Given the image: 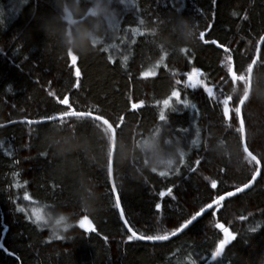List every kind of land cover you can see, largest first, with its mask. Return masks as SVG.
<instances>
[{"label":"trees","instance_id":"16d2710c","mask_svg":"<svg viewBox=\"0 0 264 264\" xmlns=\"http://www.w3.org/2000/svg\"><path fill=\"white\" fill-rule=\"evenodd\" d=\"M93 3L0 0V123L68 112L105 118L116 131L113 178L124 216L137 234L164 236L257 169L243 150L236 107L264 33V0H105L114 20L103 23L102 39L74 51L65 36L77 23L67 12L90 25ZM182 20L194 26L191 36ZM188 75L212 88L211 97L204 86L191 88ZM228 95L227 123L220 106ZM242 118L258 178L159 243L127 239L105 124L68 116L0 127V264H264V42ZM150 136L175 155L169 169L151 167L141 151ZM33 208L56 226L67 220L68 231L54 236ZM82 219L96 232L80 229ZM225 226L234 239L211 260Z\"/></svg>","mask_w":264,"mask_h":264},{"label":"water","instance_id":"95a60500","mask_svg":"<svg viewBox=\"0 0 264 264\" xmlns=\"http://www.w3.org/2000/svg\"><path fill=\"white\" fill-rule=\"evenodd\" d=\"M82 19L83 18H78V19L73 18L71 13L67 12L66 20H67V22L70 25L78 23V22L82 21ZM263 42H264V33L262 34V36L260 37V39L258 41L255 55L253 57V60L251 61L249 69L247 71L246 88H245L244 94L240 98L238 106H237V116H238L240 132H241V141H242L243 149H244L245 153L247 154V156H249L250 158H252L256 162L257 170H256V172L253 174V176L250 178V180L247 183L243 184L242 186H240L238 188H234V189H232L230 191H227V192L219 195L214 200H212L209 204H207L202 209H200L198 212H196L194 215H199V213L202 212L205 208H208V207H212L213 208V207H215L216 205L220 204L222 201L226 200L227 198H229L233 194L236 195L238 193H241V192H244V191L248 190L253 185L255 179H257L259 174H260L261 164H260L258 158L253 153H251V151H249L248 148H247L246 139H245V130H244V124H243V118H242V107H243V104H244L245 100L247 99L248 95L250 94L252 77H253V71H254L255 65H256V63H257V61L259 59V55H260V52H261V48H262ZM71 58H72L71 64L76 63V58H75V56L73 54H71ZM230 75L232 76V78L234 80L237 79V75L234 73L233 66H231V68H230ZM210 92L211 91H209V93ZM230 101H231L230 97H228L226 99H223V101H222L221 110H222L223 116L226 119L229 118V113H230L229 103H230ZM137 106L138 105H136V104L132 105V107L134 109L137 108ZM68 116H86V117L95 118V119L101 121L103 124H105L107 126V128L111 131L112 141H111V151H110V157H109V173H110V181H111L112 191H113V194H114L115 199H116L117 196H118V193H117V190H116V187H115V184H114V178H113V159H114V152H115V147H116V132H115V128L105 118L97 116V115H94V114H91V113L68 112V113L62 114L60 117H64L65 118V117H68ZM57 119H59V117H51L49 119L37 120V121H34V120L33 121H31V120H14V121L7 122V123H0V127H5V126H7L9 124L17 123V122L41 123V122H44V121H52V120H57ZM115 191H116V193H114ZM121 210H122V207H121V209H118L119 214H120ZM208 211L209 210H206V213ZM194 215L191 218H193ZM203 215L204 214H202V216ZM191 218L189 220H191ZM124 220H126L125 216H124ZM124 220H122V223H123L125 229L128 231V229L131 228V227L129 226L128 222H127V224H125ZM187 222H188V220L185 223H187ZM184 224H182L179 228H177L173 232H171V233H169L167 235H164V236H160V237H145V236H143L144 238L152 240V241H149V240H146V239H140V237H142V236L137 234V233H135V231H134L133 235H136V238H134V239H136L138 241H141V242H147V243L165 242V241H168V240H171V239L177 237L178 235H180L181 233L186 231L189 227H186L185 229L181 230V228L184 226ZM78 225H79L80 229H82L85 232H88V233L96 232L94 224L89 219H82V221L80 223H78ZM131 230L133 231L132 228H131ZM128 233L130 235L132 234L130 231H128ZM230 235L231 236H235L234 233L229 229V227L226 226V227H223L221 229V239L217 242V244H216V246L214 248V251L216 250L217 254H219L220 252L222 254L224 248L232 242L233 239L229 241V236Z\"/></svg>","mask_w":264,"mask_h":264},{"label":"clouds","instance_id":"9594fccd","mask_svg":"<svg viewBox=\"0 0 264 264\" xmlns=\"http://www.w3.org/2000/svg\"><path fill=\"white\" fill-rule=\"evenodd\" d=\"M93 17L91 24L77 23L71 30H66L65 42L72 47L74 51L80 52L91 47L92 42L99 41L103 37L101 31L102 25L106 21L114 20V12H112L105 3V0H94L92 10L89 13ZM184 34L191 36L194 32V26L187 20L181 21ZM70 37V38H69ZM141 151H147L150 154V166L155 168H169L175 163V155L168 156L163 154L155 137H148L139 145ZM180 150L177 149V152ZM65 220L60 226H56L53 220H45L44 224L49 230L59 236L68 231L63 227Z\"/></svg>","mask_w":264,"mask_h":264},{"label":"snow or ice","instance_id":"6c2138e0","mask_svg":"<svg viewBox=\"0 0 264 264\" xmlns=\"http://www.w3.org/2000/svg\"><path fill=\"white\" fill-rule=\"evenodd\" d=\"M217 187V186H216ZM215 187V188H216ZM213 188V187H212ZM215 188H213V189H215ZM171 192H172V190L171 189H168V195H170L171 196ZM114 193H116V191L114 192ZM165 193V192H164ZM159 195H160V193H159ZM234 195V194H233ZM232 195V196H233ZM231 196V197H232ZM25 197H27V193H25ZM115 208L116 209H121V202H120V199H119V197L117 196V198H116V200H115ZM161 207H162V205L160 204V203H156L155 204V208L157 209V210H160L161 209ZM211 208L212 207H208V208H205L202 212H200L199 213V215H194V217L193 218H191V220H188V222L187 223H185L184 224V226L181 228V230H183V229H185L186 227H191L197 220H198V218H200L201 216H202V214H205L206 213V210H211ZM18 211H23V209L22 208H18ZM34 216H35V221L37 222V223H44L45 222V217H44V215H43V211H42V209L41 210H39V211H35L34 212ZM120 218H121V220H124V213H123V211L121 210L120 211ZM124 223L125 224H127V221L126 220H124ZM180 230V231H181ZM128 231H130L132 234L131 235H129L128 237H127V239H128V241H132L134 238H136V235H133V233H134V231H132L131 230V228H129L128 229ZM252 231H255V229H253ZM136 233V232H135ZM179 233V232H178ZM54 236H56L55 234H53ZM59 238V237H58ZM140 239H146V238H144L143 236L142 237H140ZM232 239H234V236H229V241L230 240H232ZM146 240H149V239H146ZM149 241H152V240H149ZM228 241V242H229ZM0 247H2V245H0ZM220 254H221V252L219 253V254H217V252H216V250L214 251V252H212L211 253V256L212 257H219L220 256Z\"/></svg>","mask_w":264,"mask_h":264},{"label":"bare ground","instance_id":"6f19581e","mask_svg":"<svg viewBox=\"0 0 264 264\" xmlns=\"http://www.w3.org/2000/svg\"><path fill=\"white\" fill-rule=\"evenodd\" d=\"M262 36V35H261ZM259 41V40H258ZM258 44V43H257ZM212 93L213 92H208V96L209 97H211V95H212ZM228 97H230V95H228V96H225L223 99H226V98H228ZM231 98V97H230ZM223 99H221V106H222V101H223ZM231 102V101H230ZM239 103V102H238ZM230 104V103H229ZM136 105H138L137 106V108H135V109H138L139 107H140V104L139 103H137ZM221 106H220V109H221ZM237 106H238V104H237ZM221 112H222V110H221ZM236 112H237V107H236ZM62 114H59V115H56V116H54V117H59V119H64V117H60ZM223 115V114H222ZM238 117V116H237ZM223 118H224V120L228 123L229 121H230V113H229V118L228 119H226L224 116H223ZM58 120V119H57ZM101 122V121H100ZM111 124V123H110ZM113 126V125H112ZM114 127V126H113ZM115 128V127H114ZM111 132V131H110ZM116 132V131H115ZM112 137V136H111ZM242 147H243V145H242ZM248 148V147H247ZM244 150V149H243ZM249 150V149H248ZM111 151V150H110ZM250 151V150H249ZM245 152V151H244ZM109 157H110V154H109ZM252 159V158H251ZM260 162V161H259ZM256 163V162H255ZM261 164V163H260ZM257 170V169H256ZM256 172V171H255ZM242 186V185H241ZM240 187V186H239ZM236 188H238V187H236ZM202 209V208H201ZM118 210V209H117ZM200 210V209H199ZM198 210V211H199ZM27 211V210H26ZM123 211V210H122ZM197 211V212H198ZM118 213H119V211H118ZM119 216H120V214H119ZM226 227V226H225ZM179 228V227H178ZM222 229V228H221ZM220 233H221V230H220ZM220 240V239H219ZM218 240V241H219ZM217 241V242H218ZM217 242H216V244H217ZM216 244H215V246H216ZM215 246H214V248H215ZM214 248H213V250H212V252H214ZM212 257V256H211Z\"/></svg>","mask_w":264,"mask_h":264},{"label":"rangeland","instance_id":"374dc122","mask_svg":"<svg viewBox=\"0 0 264 264\" xmlns=\"http://www.w3.org/2000/svg\"><path fill=\"white\" fill-rule=\"evenodd\" d=\"M186 83L191 87V88H194V87H199V86H204V83L198 79V78H195V76H192V75H188L187 79H186ZM205 89H208L207 86H204ZM150 155V154H149ZM170 168V167H169ZM169 168H165V169H169ZM33 212L35 211H38L36 208H33L32 209ZM82 221V220H81ZM80 221V222H81ZM79 222V223H80Z\"/></svg>","mask_w":264,"mask_h":264},{"label":"flooded vegetation","instance_id":"af4514ba","mask_svg":"<svg viewBox=\"0 0 264 264\" xmlns=\"http://www.w3.org/2000/svg\"><path fill=\"white\" fill-rule=\"evenodd\" d=\"M201 88H203V86H201Z\"/></svg>","mask_w":264,"mask_h":264}]
</instances>
